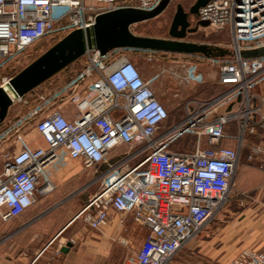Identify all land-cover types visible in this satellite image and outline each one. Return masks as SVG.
<instances>
[{
  "label": "built area",
  "instance_id": "1",
  "mask_svg": "<svg viewBox=\"0 0 264 264\" xmlns=\"http://www.w3.org/2000/svg\"><path fill=\"white\" fill-rule=\"evenodd\" d=\"M161 2L0 0V72L43 39L91 27L99 14L151 11ZM197 19L209 28L230 30L232 55L206 58L224 89L207 99L186 98L172 123L150 86L158 75L145 80L134 62H109L116 50L87 51L79 69L50 79L32 105L24 96L13 100L12 105L28 109L0 127L1 221L21 215L55 190L46 170L63 155L94 174L89 185L98 183L75 218L84 214L88 228L100 230L110 212L131 215L147 233L124 264H173L226 206L248 137L257 142L247 146L246 159L264 170V96L255 93L264 82V57L240 56L241 50L264 46V0H206ZM168 74L183 84L205 82L193 64L184 65L182 74ZM11 77H3L0 86ZM66 106L74 108L72 120L62 113ZM230 122L238 135L225 131ZM29 127L43 146L25 141L21 132ZM187 135L194 137L192 149L174 148ZM227 264H264V246L241 248Z\"/></svg>",
  "mask_w": 264,
  "mask_h": 264
},
{
  "label": "crops",
  "instance_id": "2",
  "mask_svg": "<svg viewBox=\"0 0 264 264\" xmlns=\"http://www.w3.org/2000/svg\"><path fill=\"white\" fill-rule=\"evenodd\" d=\"M137 60L139 62H134V64L145 80H150L153 76L158 75L156 80L151 81L150 86L162 103H165L163 87L168 80H174L169 76L168 71L182 74L184 65L190 64L182 61L169 62L163 60L147 62L146 58ZM197 69L199 72L204 73L205 82L197 84L200 87L193 96H183L184 89L180 88L176 96L180 99V104L188 97L207 99L221 87L217 83L214 67L204 62L198 65ZM255 93L258 96H264V82L258 86ZM262 109L264 111V106ZM61 110L69 119L74 118V108L72 106H66ZM24 139L32 147L44 145L42 140L36 137L34 131L25 135ZM253 142H257V139L248 137L243 146L246 148V153L242 158V164L239 167L238 177L233 189L234 196L232 198L234 199V207L237 210L235 213L238 214L237 218L234 222L225 225L221 223L223 220L219 213L214 221L191 244L187 255L188 260L177 264H227L238 249H260L264 246V233L258 235L250 233V226L257 222L255 216L259 217L258 222L261 220L264 222V170L259 169L256 164L250 163L246 159L247 146ZM227 145L233 144L227 142ZM1 150H3V147H1ZM239 159L241 158L239 157ZM73 162L81 167L80 170L73 172L63 170L57 175L56 178L63 176V180L61 179V182L58 185L56 184L53 192L57 191L58 187L61 190H58L56 195L52 197V202H49L43 209H39L34 205L22 215L5 223L0 221V264H65L66 257L72 251L70 247L66 253L62 252L64 245L60 241L55 252L59 251L66 254V257L55 256L57 261L54 262L52 259H55V257L48 256L47 251L60 237V234L71 225V221L62 224L60 214L56 211L63 207V203L71 194H65L66 183L70 182L71 178L81 176L84 170L80 162ZM50 195L51 193L46 197L48 198ZM112 214L114 213L110 212L109 215L112 216ZM142 227L144 228L143 225ZM144 231L146 236L145 228ZM237 246L239 248L235 250ZM30 250L32 251L29 252ZM59 260H62V262Z\"/></svg>",
  "mask_w": 264,
  "mask_h": 264
},
{
  "label": "rangeland",
  "instance_id": "3",
  "mask_svg": "<svg viewBox=\"0 0 264 264\" xmlns=\"http://www.w3.org/2000/svg\"><path fill=\"white\" fill-rule=\"evenodd\" d=\"M196 0H169L164 11L157 17L137 23L131 26V31L140 36L156 37V38H169L168 29L172 20V16L176 10V6L180 4L185 12H189L190 7ZM194 16L189 15L188 20L193 25ZM201 26L193 33L186 35L185 40L196 44L203 45H219L225 48L230 47V30L225 28L224 30H216L207 27L205 21H199ZM59 39L58 37L46 38L36 43L34 46L29 48L23 56H21L19 62L15 65L10 66L0 72V84L1 79L5 76H14L27 64L32 62L36 57L46 51ZM128 59L132 62H139L137 56L126 57L122 56L119 60ZM173 79V78H172ZM200 87L197 84H183L177 80H168L165 84V107L169 112L170 119L181 113V101L175 97V93H178L179 89L183 88V96H193ZM5 120V119H4ZM31 128H25L21 133L24 137L29 134ZM225 131L230 135H238L240 133L235 122H230L225 127ZM176 144H181L180 147L184 149H192L194 144V137L191 135L180 138ZM178 147V146H177ZM179 148V147H178ZM246 153V148L243 147L240 152V157ZM80 166L75 164L72 160L67 159L63 155L49 168L46 172L50 176L52 182L58 185L63 180V176L57 177L63 170L73 172L80 170ZM55 176V177H54ZM95 178L91 171L83 170L81 176L71 178L70 182L66 183L65 194L69 195L66 201L63 203V207L59 208L56 213L60 214L61 223H65L72 220V223L68 229L60 234V237L55 243L48 249V256H60L65 258L66 254L61 252H55L57 245L61 241L64 246L67 242L71 243L70 249L72 250L66 257L65 264H124V262L136 253L139 249L144 236L145 231L142 225L135 221L131 215H116L110 216L108 223L103 226L100 230H91L84 221V214L75 218L80 209H83L89 199L95 194L98 188V183L91 181ZM232 186L229 200L223 210L220 212V216L223 224H229L234 222L238 214L233 204V189ZM61 190L59 187L57 191ZM57 191L51 193L50 197H45L41 202H38L36 206L39 209H43L49 202L53 201V196L56 195ZM74 191V192H73ZM47 198V199H46ZM231 198V200H230ZM235 211V212H234ZM254 216V215H253ZM256 223L250 226V233L258 235L264 233V222L259 221L258 216H255ZM214 221V220H213ZM212 221V222H213ZM255 235V236H256ZM87 237V239H85ZM192 240L188 243L174 258L173 264L188 260L187 255L189 254V248L191 244L196 240ZM72 240V241H71ZM239 247L235 250H237ZM69 249V248H68ZM239 250V249H238ZM237 250V251H238ZM30 250L29 252H31ZM52 259L53 262L57 261ZM51 260V261H52ZM62 262V260H59Z\"/></svg>",
  "mask_w": 264,
  "mask_h": 264
},
{
  "label": "water",
  "instance_id": "4",
  "mask_svg": "<svg viewBox=\"0 0 264 264\" xmlns=\"http://www.w3.org/2000/svg\"><path fill=\"white\" fill-rule=\"evenodd\" d=\"M169 0H162L154 10L143 11L133 8L118 9L99 14L94 24L86 29H75L46 51L27 64L9 81L0 86V124L7 116L13 100L25 96L43 82L68 67L74 61L83 57L89 50H97L100 54L118 49H132L176 54H206L208 48L203 44L184 41L187 34L195 32L200 26L198 21L194 26L188 20L189 15L197 16L200 7L206 0H196L185 12L178 4L172 16L168 29L169 38H156L136 35L131 26L159 16ZM242 58L264 57V46L240 51ZM71 243L62 248L66 253Z\"/></svg>",
  "mask_w": 264,
  "mask_h": 264
},
{
  "label": "trees",
  "instance_id": "5",
  "mask_svg": "<svg viewBox=\"0 0 264 264\" xmlns=\"http://www.w3.org/2000/svg\"><path fill=\"white\" fill-rule=\"evenodd\" d=\"M194 18L195 19H194V21L192 23L193 24L192 26H194V24H196L198 22L197 16H194ZM230 43H231V40H230ZM206 46L208 48V51H207L206 54H191V55L176 54V53H166V52H155V51L132 50V49H118V50L114 51L110 55L109 62L116 61L119 58H121L122 56H126V57L137 56L140 59H144L148 55H150V56H152L153 60H163V61H169V62L182 61V62H186V63L193 64L195 66H198V65L203 64L204 62H206V58L210 57V56H213V57H225V58L227 57L228 58V57H230L232 55L230 47L229 48H225V47L219 46V45H206ZM80 60H81V58H79L78 60L74 61L72 64H70L68 67L64 68L63 70H61L57 74L66 73V75H65V78H66L69 74H72L73 71H75V70L80 68ZM56 75L52 76L47 81L43 82L41 85H39L38 87H36L32 91L28 92L24 96V98H26V99H28L30 101V105L33 104V98H34L35 93L39 92L41 90V88L43 87V85L46 84L50 79L54 78ZM223 89H224V87L221 86L218 91L214 92V94L210 95L208 98L218 94ZM27 109H28V107L22 106L21 104H13L8 109L7 116H6L5 120L8 119V118L13 117L14 115L23 113ZM180 114H178L177 116H174L172 119H170V115H169V122L172 123ZM2 123L0 124V127H1ZM180 145L181 144H179V145L175 144L174 148L177 149L179 147L178 149H180V150H190V149H184V148L180 147ZM243 157H244V155H243ZM242 158L239 159L238 168H237L234 180H233V185H232L233 187H235L236 179H237L238 173H239V167L242 164ZM42 200H43V198H38L37 203L41 202ZM1 222L5 223L7 221H1Z\"/></svg>",
  "mask_w": 264,
  "mask_h": 264
},
{
  "label": "flooded vegetation",
  "instance_id": "6",
  "mask_svg": "<svg viewBox=\"0 0 264 264\" xmlns=\"http://www.w3.org/2000/svg\"><path fill=\"white\" fill-rule=\"evenodd\" d=\"M191 26H192V25H191ZM184 41H186L185 38H184Z\"/></svg>",
  "mask_w": 264,
  "mask_h": 264
}]
</instances>
